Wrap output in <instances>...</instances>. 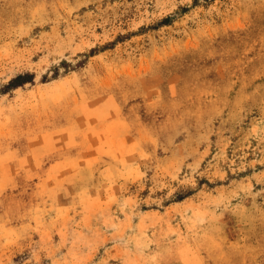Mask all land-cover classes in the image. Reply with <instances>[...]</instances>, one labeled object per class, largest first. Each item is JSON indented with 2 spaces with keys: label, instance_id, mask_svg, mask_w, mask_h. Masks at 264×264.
I'll return each instance as SVG.
<instances>
[{
  "label": "rangeland",
  "instance_id": "rangeland-1",
  "mask_svg": "<svg viewBox=\"0 0 264 264\" xmlns=\"http://www.w3.org/2000/svg\"><path fill=\"white\" fill-rule=\"evenodd\" d=\"M0 264H264V0H0Z\"/></svg>",
  "mask_w": 264,
  "mask_h": 264
},
{
  "label": "trees",
  "instance_id": "trees-1",
  "mask_svg": "<svg viewBox=\"0 0 264 264\" xmlns=\"http://www.w3.org/2000/svg\"><path fill=\"white\" fill-rule=\"evenodd\" d=\"M34 78V74L30 72H25L23 74H19L13 78H11L2 88L1 92H6L13 88H16L20 85H23L26 82L32 81Z\"/></svg>",
  "mask_w": 264,
  "mask_h": 264
}]
</instances>
